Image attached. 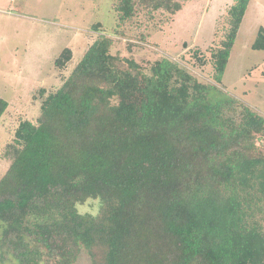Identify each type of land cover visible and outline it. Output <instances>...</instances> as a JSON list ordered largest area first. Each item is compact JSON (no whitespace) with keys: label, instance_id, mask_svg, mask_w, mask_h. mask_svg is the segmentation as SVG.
Listing matches in <instances>:
<instances>
[{"label":"trees","instance_id":"trees-1","mask_svg":"<svg viewBox=\"0 0 264 264\" xmlns=\"http://www.w3.org/2000/svg\"><path fill=\"white\" fill-rule=\"evenodd\" d=\"M248 2L226 8L208 60L193 52L212 82L162 54L147 67L111 54L97 32L58 87L36 88V118L1 148L0 264H74L82 252L90 264H264V116L220 87ZM182 4L112 8L123 22ZM251 48L264 51V27ZM71 57L65 47L53 64ZM7 107L0 96V118ZM89 198L99 211L80 213Z\"/></svg>","mask_w":264,"mask_h":264},{"label":"rangeland","instance_id":"rangeland-1","mask_svg":"<svg viewBox=\"0 0 264 264\" xmlns=\"http://www.w3.org/2000/svg\"><path fill=\"white\" fill-rule=\"evenodd\" d=\"M114 1L0 0V96L8 102L0 118V176L8 165L1 157L3 144L19 119L34 120L38 114L34 91L59 86L90 42L88 34L111 36V54L133 58L144 67L162 54L199 80L212 82L210 63L193 52L198 50L208 60L210 49L224 36L226 8L234 0H183L174 14L142 9L123 22L112 8ZM260 26L264 27V0H249L220 87L264 116V51L251 48ZM65 47L72 57L59 69L53 62ZM99 206L98 199L89 198L77 209L96 214ZM4 264L17 262L5 255ZM74 264L90 263L82 252Z\"/></svg>","mask_w":264,"mask_h":264}]
</instances>
